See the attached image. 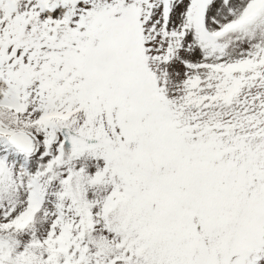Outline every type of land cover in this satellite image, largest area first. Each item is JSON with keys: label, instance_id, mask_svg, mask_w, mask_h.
I'll return each instance as SVG.
<instances>
[{"label": "snow or ice", "instance_id": "snow-or-ice-1", "mask_svg": "<svg viewBox=\"0 0 264 264\" xmlns=\"http://www.w3.org/2000/svg\"><path fill=\"white\" fill-rule=\"evenodd\" d=\"M0 264H264V0H0Z\"/></svg>", "mask_w": 264, "mask_h": 264}]
</instances>
